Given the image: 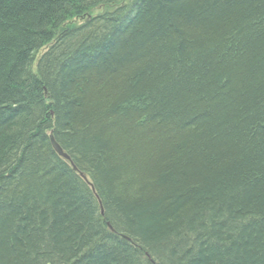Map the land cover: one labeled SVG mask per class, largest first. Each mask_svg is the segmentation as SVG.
<instances>
[{
    "label": "trees",
    "instance_id": "trees-1",
    "mask_svg": "<svg viewBox=\"0 0 264 264\" xmlns=\"http://www.w3.org/2000/svg\"><path fill=\"white\" fill-rule=\"evenodd\" d=\"M0 264H264V0H0Z\"/></svg>",
    "mask_w": 264,
    "mask_h": 264
},
{
    "label": "water",
    "instance_id": "water-1",
    "mask_svg": "<svg viewBox=\"0 0 264 264\" xmlns=\"http://www.w3.org/2000/svg\"><path fill=\"white\" fill-rule=\"evenodd\" d=\"M49 140H50V143H51V146H52V149L54 150V152L58 155V156H60L61 158H63L65 161H67V162H71L70 161V158L68 157V155L66 154V153H64L63 151H62V149H61V147L54 141V139H53V136L52 135H50V137H49ZM71 164H72V162H71ZM72 166H73V169L76 171L77 169H76V167L72 164ZM80 176H81V178H83L85 181H86V176H85V174H80Z\"/></svg>",
    "mask_w": 264,
    "mask_h": 264
}]
</instances>
